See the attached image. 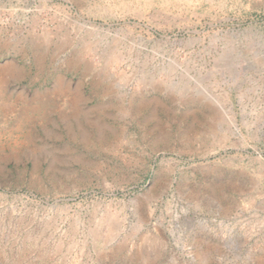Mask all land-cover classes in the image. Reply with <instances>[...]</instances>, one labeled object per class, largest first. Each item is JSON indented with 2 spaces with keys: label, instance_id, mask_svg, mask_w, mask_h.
I'll use <instances>...</instances> for the list:
<instances>
[{
  "label": "rangeland",
  "instance_id": "374dc122",
  "mask_svg": "<svg viewBox=\"0 0 264 264\" xmlns=\"http://www.w3.org/2000/svg\"><path fill=\"white\" fill-rule=\"evenodd\" d=\"M0 264H264V0H0Z\"/></svg>",
  "mask_w": 264,
  "mask_h": 264
}]
</instances>
